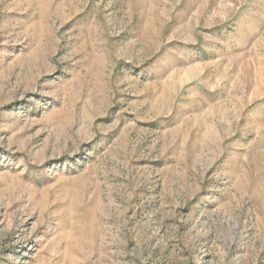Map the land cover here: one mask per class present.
<instances>
[{"label":"rangeland","instance_id":"obj_1","mask_svg":"<svg viewBox=\"0 0 264 264\" xmlns=\"http://www.w3.org/2000/svg\"><path fill=\"white\" fill-rule=\"evenodd\" d=\"M0 264H264V0H0Z\"/></svg>","mask_w":264,"mask_h":264}]
</instances>
